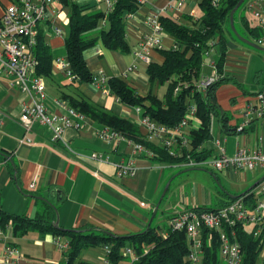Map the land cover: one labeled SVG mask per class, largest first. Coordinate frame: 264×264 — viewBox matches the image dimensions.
Wrapping results in <instances>:
<instances>
[{
  "label": "crops",
  "instance_id": "0c3cea01",
  "mask_svg": "<svg viewBox=\"0 0 264 264\" xmlns=\"http://www.w3.org/2000/svg\"><path fill=\"white\" fill-rule=\"evenodd\" d=\"M107 1L75 0L74 3L82 6L84 13L91 14L105 13ZM197 1L186 0L180 11L168 9L165 12H160V9L167 0H146L140 4L125 20L124 33L128 52L108 51L98 41L82 52L86 69L94 77L93 82L88 84L70 83L54 66V60L66 62L63 39L66 35L67 10L61 7L59 1L47 8L45 18L36 26L51 58L50 75L42 78L44 90L41 103L46 115L57 118L65 115V109L70 108L61 99L62 94H65L125 119L137 130L142 140L160 147L157 141L148 142L144 139V130L137 124L141 111L136 112L135 108L118 103L105 82L110 78L121 79L139 95H144L149 89L156 95L157 85L149 87L144 76L147 65L136 60L132 54L140 38L150 33L146 18L167 16L180 19L184 13L198 18L200 13L195 16L193 9L187 10L196 7ZM9 3L8 0H0V17ZM96 6L104 8L101 10ZM262 13L264 14V10ZM54 28L61 31L60 37L54 35ZM96 33L97 30H93L85 36L92 38ZM159 40L161 49L173 47L172 39L163 31ZM249 42L254 44L253 40ZM224 44L221 73L227 81L216 88L214 99L220 112L228 118L230 127L243 123L246 125L238 134L224 135L211 117L208 131L210 138L199 146V150L209 152L207 159L215 157L220 148L226 156H232L238 149L253 151L264 147V115L253 118L251 113L245 114L248 107L258 106L257 94L264 98V45L254 49L241 43L236 37L233 39L229 36H225ZM258 52L262 55L257 54ZM147 57L148 64L162 63L161 56L154 49L147 51ZM217 60L218 53L209 49L208 55L202 59L198 82L217 76L214 67ZM11 81L12 78L0 74V211L3 213L27 219L46 218L51 224L56 221L60 230L88 229L97 233L126 236L146 230L151 223L158 226L159 222L154 224V221L164 217L165 225L158 226L163 230L167 227L169 218L180 211L208 209L203 206L201 191L185 200L181 197L175 204L165 202L161 206L169 189L170 171L183 167L179 163H160L144 148V152H135L134 143L127 139L103 140L100 132L111 130L84 115L85 120L82 122L69 117L72 123H79V127L64 128L59 139L53 140L51 131L36 122L31 124L28 132H24L18 117L22 105L28 103L29 96L12 85ZM198 128L199 121L194 116H187V126L176 134L177 146H173L175 153L178 154L189 140L188 133ZM239 136H242L241 141H238ZM127 164L132 168V174L117 177L115 166ZM221 174L228 179L234 177L239 187L246 181L244 175L241 178L238 176V172L227 171ZM167 180L169 183L164 198L152 215L156 200ZM245 191L247 189L243 192ZM226 192H218L224 199H218L215 208L232 196ZM140 203L144 206H140ZM0 231V251L4 245L15 248L20 255V264H61L64 260V253L68 248V238L65 236L42 233L35 229L21 234L13 231L11 223H7ZM62 244H66L65 251L58 248ZM97 248L100 253L94 255L100 261L102 252ZM80 261L92 264L88 255Z\"/></svg>",
  "mask_w": 264,
  "mask_h": 264
},
{
  "label": "trees",
  "instance_id": "16d2710c",
  "mask_svg": "<svg viewBox=\"0 0 264 264\" xmlns=\"http://www.w3.org/2000/svg\"><path fill=\"white\" fill-rule=\"evenodd\" d=\"M8 1L11 3L13 0ZM58 1L61 7L67 10L63 48L71 76L69 82L72 84L92 83L94 77L86 69L82 52L97 41L108 51L128 52L129 48L124 33L125 17L134 13L139 4L135 0H115L109 12L86 14L82 6L71 0ZM237 1L218 0L216 6H211L210 0H198L196 7L200 16L196 19L186 13L180 19L167 16L157 18L161 30L172 39L173 47L167 50H156L162 58V63L160 65L148 64L144 70V76L149 87L154 84L165 85L161 97L152 94L150 89L144 95H139L121 79L110 78L105 82L110 94L118 103L138 108L142 117L145 116L154 123L166 127L175 126L182 119L188 105H193L195 108L194 117L199 121V128L188 133L187 148L181 150L182 153L179 156L172 158L165 149L142 140L137 130L125 119L111 115L89 102L65 94H62L61 99L75 112L150 151L154 155V160L160 163H181L187 159L198 162L209 158V152L199 150V146L210 138L208 131L211 117L215 119L221 133L224 135L234 134L233 128L228 125V118L220 112L215 102L214 92L219 85L227 81L222 76L221 63L225 36L235 38L229 29L228 13ZM246 1L244 0L232 14V24L239 36L249 41H256L264 37V27L255 22L250 24L243 16H235V12L241 7L246 10ZM93 30H97L96 35L87 38L85 34ZM209 49H214L218 53V60L214 64L217 78L201 92L197 90L196 86L203 53ZM32 53L37 61L34 75L41 78L48 77L51 71V58L40 31L36 34ZM252 190L245 191L237 197L246 196L252 199ZM225 200L220 207L232 199L226 198ZM199 209L202 211L213 210ZM7 223H11L13 231L21 234L27 230L35 229L42 233L50 232L55 236L67 237L68 248L61 264H85L77 260L83 249L88 247L102 249L104 246L109 249L108 264H122L123 259H126L121 253L124 247L136 257L131 264H189L186 260L188 246L183 233L170 231L168 227L161 231L160 227L153 226L152 223L142 232L115 236L88 229L56 230L51 227V223L46 218L27 219L10 216L0 211V229L3 230ZM245 228L239 226L235 229V239L241 249V264H256L259 238L253 236ZM207 234L211 236V244L210 246L206 245L204 240L206 232H203L202 252L198 264H220L217 255V237L214 232Z\"/></svg>",
  "mask_w": 264,
  "mask_h": 264
},
{
  "label": "built area",
  "instance_id": "2783aa9c",
  "mask_svg": "<svg viewBox=\"0 0 264 264\" xmlns=\"http://www.w3.org/2000/svg\"><path fill=\"white\" fill-rule=\"evenodd\" d=\"M137 4H143L146 0H135ZM58 0H13L6 5L0 17V74H4L12 78V85H16L21 92L29 96L28 103L22 105L21 112L18 117L19 125L24 132H28L33 122L47 127L52 133V139H59L64 128H78L79 123H72L68 118L75 117L82 122L85 117L75 112L71 108L65 109V115L57 118L55 116H47L45 109L41 103L43 97L42 78L34 75V69L37 61L32 53L35 37L37 34V23L42 21L46 15V9L51 8ZM115 0L106 2V12H109ZM186 0H167V3L160 12L168 9L180 11ZM218 0H210L211 6H216ZM245 9L251 16L252 20L264 27V0H247ZM194 18L192 14L189 15ZM130 15L125 17V20ZM196 19V18H194ZM146 23L150 28V33L144 35L137 42L133 57L148 65L149 59L147 51L161 49L159 36L162 33L158 24L157 16H148ZM54 35L60 37L61 31L53 29ZM256 46L264 45V37L254 41ZM210 45V44H208ZM208 55V51L203 53V57ZM54 66L63 73L66 78H70L69 68L66 62L54 60ZM131 69H128L130 71ZM217 76L213 75L203 79L197 83V90L203 89L213 83ZM256 100L258 106L256 108L248 107L245 114L252 115L257 118L264 115V98L263 95L257 94ZM136 112L140 110L135 108ZM195 108L188 105L182 119L173 127L156 124L145 116L138 119V126L144 130V139L148 142L157 141L159 146L167 152V154L175 158L182 152L175 153L173 146L176 141V134L180 129L187 126V116H194ZM59 121V122H58ZM243 123L233 128L234 133H240L243 130ZM100 137L105 140L122 139L113 131H101ZM260 140V139H259ZM29 143L28 140H26ZM185 146L180 149L187 148ZM133 151L144 152L142 146L133 144ZM183 168L207 167L217 172L227 171H252L256 168L264 167V147L253 151L246 149H238L232 156H226L220 148L217 150L215 157L202 161H193L187 159L185 162L179 163ZM132 168L127 165H116L115 175L119 178L132 174ZM29 187H32L30 185ZM252 199L243 196L235 197L226 205L215 208L212 211H202L198 208H192L187 211H180L169 218L167 227L170 231L183 233L187 243L186 260L189 264H198L202 252L203 232H206L205 243L207 246L211 244V236L207 233L214 232L218 240V259L220 264H241V249L235 239V229L239 226H250V232L253 236L259 238V246L257 249V258L260 257L264 264V180L252 190ZM140 206H144L140 203ZM1 235V231H0ZM58 245V244H57ZM60 250H66V244L59 245ZM101 264H108V247L101 249ZM128 262L131 264L135 259V255L125 249ZM0 264H20V255L18 251L8 245H4L0 251ZM124 264V263H122Z\"/></svg>",
  "mask_w": 264,
  "mask_h": 264
},
{
  "label": "rangeland",
  "instance_id": "374dc122",
  "mask_svg": "<svg viewBox=\"0 0 264 264\" xmlns=\"http://www.w3.org/2000/svg\"><path fill=\"white\" fill-rule=\"evenodd\" d=\"M74 1L75 0H73V2ZM97 6H96L97 9H101V6L99 7ZM188 9H193L195 16H198L200 13L197 7L187 8V10ZM236 15L243 16L250 22V24H254V20H252L249 13L246 10H244L242 7L238 11L235 12V16ZM39 23L40 22L37 23L38 26H39ZM98 24L99 26L101 25L100 22ZM257 54L262 55V53L260 52H258ZM157 88L158 89H157L156 95L157 97H161L162 93L164 92L165 85H157ZM237 138H239L238 141H241L242 136H239ZM170 172L172 174H171V178L168 179L170 182L169 189L165 195V199L161 203V206L165 202H168L169 204L170 203L175 204L178 202L179 198L183 197V199L185 200L186 198L192 197V195H197L201 191L202 198H203V206H205L208 209H214L215 205L217 204L218 199L219 200L224 199V197H221L218 195V192L227 193L226 191H228L229 195H232V196H236L242 193L244 190L248 189L252 184H254L257 180H259L264 175V168L262 169L256 168L252 171H244V172L238 171V176L240 178L243 175L246 178L245 183H241L240 187L238 184L235 183L234 177L231 179H228L223 174H221V172L213 171L207 167L179 168V169L172 170ZM168 180L166 182H168ZM163 188L164 186L162 187L161 192ZM161 192L157 200L159 199ZM156 222L157 223L159 222V223L157 224ZM165 222H166L165 218L163 217V218H160L159 220L156 219V221H154V224H157L158 226L163 227V225H165ZM245 229L250 230V226L246 227ZM125 249L126 248L124 247L121 250V253L123 255H126ZM95 253L97 254L100 253L97 247L84 249L79 253L77 260L78 261L83 260L84 257H87L88 255V257L89 256L91 257L90 263L101 264V260L97 261L94 255ZM127 262H128L127 258L123 259L122 261V263L124 264H126ZM256 264H262L260 257L257 258Z\"/></svg>",
  "mask_w": 264,
  "mask_h": 264
},
{
  "label": "water",
  "instance_id": "95a60500",
  "mask_svg": "<svg viewBox=\"0 0 264 264\" xmlns=\"http://www.w3.org/2000/svg\"><path fill=\"white\" fill-rule=\"evenodd\" d=\"M244 0H238L237 3L235 4V6L232 8V10L228 13V25H229V29L230 31L232 32V34L236 37V39L238 41H240L241 43L247 45V46H250L254 49H258L256 45H254L253 43L241 38L240 36H238V34L235 32L234 28H233V24H232V14L234 13V11L241 5V3L243 2ZM264 179V176H262L259 180H257L254 184H252L248 189V190H251L253 188H255V186L261 182L262 180ZM167 185H168V182L165 184L162 192H161V195L159 197V199L157 200L153 210H152V215H154L156 209L158 208V205L160 203V201L162 200L163 196H164V193L166 191V188H167ZM235 197L233 196H230V199H234ZM52 228L56 229V230H60L58 227H57V222L54 221L52 224H51Z\"/></svg>",
  "mask_w": 264,
  "mask_h": 264
},
{
  "label": "bare ground",
  "instance_id": "6f19581e",
  "mask_svg": "<svg viewBox=\"0 0 264 264\" xmlns=\"http://www.w3.org/2000/svg\"><path fill=\"white\" fill-rule=\"evenodd\" d=\"M256 187V186H255Z\"/></svg>",
  "mask_w": 264,
  "mask_h": 264
}]
</instances>
